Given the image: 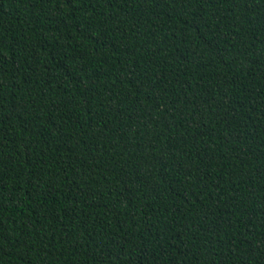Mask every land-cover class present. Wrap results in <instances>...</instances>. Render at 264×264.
<instances>
[{"label": "trees", "instance_id": "obj_1", "mask_svg": "<svg viewBox=\"0 0 264 264\" xmlns=\"http://www.w3.org/2000/svg\"><path fill=\"white\" fill-rule=\"evenodd\" d=\"M0 264H264V0H0Z\"/></svg>", "mask_w": 264, "mask_h": 264}]
</instances>
